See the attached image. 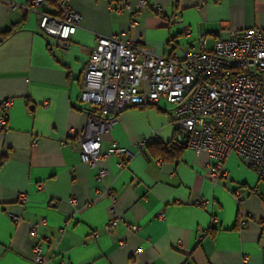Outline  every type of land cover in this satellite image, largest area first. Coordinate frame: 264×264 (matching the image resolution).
Here are the masks:
<instances>
[{
	"label": "crops",
	"instance_id": "crops-1",
	"mask_svg": "<svg viewBox=\"0 0 264 264\" xmlns=\"http://www.w3.org/2000/svg\"><path fill=\"white\" fill-rule=\"evenodd\" d=\"M27 2L0 0V33L12 31L0 43V114L3 101L13 100L0 129V264H36L29 233L42 218V251L51 257L45 264H264V181L236 153L224 160L227 177L216 182L206 151L177 144L176 154H159L175 137L172 106L129 107L102 135L104 152L115 145L132 152L123 167L115 156L95 166L82 161L71 134L86 124L79 96L98 36L116 34L182 57L199 49L201 36L210 49L228 29L264 30V0H151L144 10L137 0H67L80 23L66 47L38 28L39 12L57 13L58 4L27 9ZM178 15L180 23L169 22ZM101 167L107 175L99 181ZM106 187L121 217L111 233ZM246 215L254 220L240 227Z\"/></svg>",
	"mask_w": 264,
	"mask_h": 264
},
{
	"label": "built area",
	"instance_id": "built-area-1",
	"mask_svg": "<svg viewBox=\"0 0 264 264\" xmlns=\"http://www.w3.org/2000/svg\"><path fill=\"white\" fill-rule=\"evenodd\" d=\"M46 0H28L25 8L36 9ZM151 6V0H137V9ZM19 7L10 3L11 9ZM158 10H162L160 4ZM171 23H180L179 15ZM80 23V15L67 0L58 2V12H39V31L56 38L60 47L69 45ZM136 24L133 20L131 27ZM225 36L214 40L210 49L207 38H199V49L188 51L182 57L163 56L150 49L139 47L135 41L122 40L118 35L98 36L82 75L80 102L87 107L86 124L81 131L71 129L76 137L74 147L82 161L89 165L108 156H115L121 167L132 157L126 147L115 145L102 150V135L111 131L122 111L129 107L159 105L164 102L173 109V126L179 130V146H189L195 151H206L215 159L211 176L216 182L227 177L224 160L231 154L240 155L264 181V30L257 27L241 32L226 30ZM13 100L5 99L0 114V129H6V112ZM33 143H38L34 139ZM146 140L141 141L145 146ZM107 175L100 168L97 179ZM105 193L110 199L111 218L105 231L111 233L121 220L117 212V196L111 188ZM21 202L27 201L25 193ZM235 198L239 199L238 191ZM76 204L75 199H73ZM198 204L205 207L207 200ZM15 222L20 218L13 217ZM254 220L252 215L240 218L244 227ZM216 221V218L214 219ZM46 220L40 219L31 226L29 237L33 240L31 259L45 264L51 257L42 251L39 228ZM264 233V220L260 222ZM132 230L137 225L127 224ZM97 235V232H95ZM120 246L124 241L119 242ZM141 249H137L138 254ZM243 257V263L248 262ZM58 264H67L59 261Z\"/></svg>",
	"mask_w": 264,
	"mask_h": 264
},
{
	"label": "trees",
	"instance_id": "trees-1",
	"mask_svg": "<svg viewBox=\"0 0 264 264\" xmlns=\"http://www.w3.org/2000/svg\"><path fill=\"white\" fill-rule=\"evenodd\" d=\"M50 1H55L56 4H58V2L60 0H50ZM12 31H6V32H3V33H0V43H2L4 41L5 38H7L9 36V34H11ZM179 130L175 128V137H174V140L173 142L167 144L166 146L164 145H161L158 150H159V154H162V155H166V154H176V151L175 149L178 148L177 146V140L179 139Z\"/></svg>",
	"mask_w": 264,
	"mask_h": 264
}]
</instances>
